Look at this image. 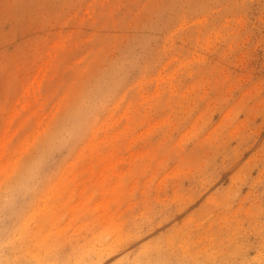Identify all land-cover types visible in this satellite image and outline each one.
<instances>
[{
	"label": "rangeland",
	"instance_id": "rangeland-1",
	"mask_svg": "<svg viewBox=\"0 0 264 264\" xmlns=\"http://www.w3.org/2000/svg\"><path fill=\"white\" fill-rule=\"evenodd\" d=\"M0 264H264V0H0Z\"/></svg>",
	"mask_w": 264,
	"mask_h": 264
},
{
	"label": "bare ground",
	"instance_id": "bare-ground-1",
	"mask_svg": "<svg viewBox=\"0 0 264 264\" xmlns=\"http://www.w3.org/2000/svg\"><path fill=\"white\" fill-rule=\"evenodd\" d=\"M77 118L78 116L75 117V121H74L75 124H77V122L79 121ZM24 182H25L24 178L20 176L14 181H12L8 194L13 195L14 193H17L21 191L22 189H24V186H23Z\"/></svg>",
	"mask_w": 264,
	"mask_h": 264
}]
</instances>
